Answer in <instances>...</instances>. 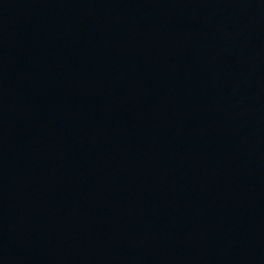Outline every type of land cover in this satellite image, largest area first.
<instances>
[{"label":"water","instance_id":"obj_1","mask_svg":"<svg viewBox=\"0 0 264 264\" xmlns=\"http://www.w3.org/2000/svg\"><path fill=\"white\" fill-rule=\"evenodd\" d=\"M0 264H264V0H0Z\"/></svg>","mask_w":264,"mask_h":264}]
</instances>
